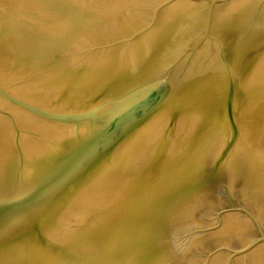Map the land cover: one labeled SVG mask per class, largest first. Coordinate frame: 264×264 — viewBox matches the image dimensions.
<instances>
[{
	"label": "water",
	"instance_id": "obj_1",
	"mask_svg": "<svg viewBox=\"0 0 264 264\" xmlns=\"http://www.w3.org/2000/svg\"><path fill=\"white\" fill-rule=\"evenodd\" d=\"M0 264H264V0H0Z\"/></svg>",
	"mask_w": 264,
	"mask_h": 264
}]
</instances>
